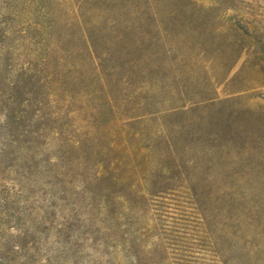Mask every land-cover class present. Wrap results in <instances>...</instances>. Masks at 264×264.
<instances>
[{"label":"trees","instance_id":"trees-1","mask_svg":"<svg viewBox=\"0 0 264 264\" xmlns=\"http://www.w3.org/2000/svg\"><path fill=\"white\" fill-rule=\"evenodd\" d=\"M28 1L0 11V264H38L28 245L39 243L37 225L53 228L57 214H24L20 204L35 187L58 189L64 205L54 230L65 240L62 210L78 183L95 186L91 197H100L99 213L111 220L117 206L130 209L173 189L171 175L188 178L198 169L226 188L236 115L254 134L264 111L243 104L245 96L235 95L241 89L219 96L216 85L234 80L227 73L212 81L197 72L202 90L188 99L186 84L196 79L191 66L176 67L187 58L171 61L165 52V8L156 0ZM244 48L236 44L235 58ZM163 101L167 115L190 114L184 146L195 148L196 167L184 157L176 165L163 138L153 149L138 145L146 136L134 124L160 119L155 106Z\"/></svg>","mask_w":264,"mask_h":264},{"label":"rangeland","instance_id":"rangeland-1","mask_svg":"<svg viewBox=\"0 0 264 264\" xmlns=\"http://www.w3.org/2000/svg\"><path fill=\"white\" fill-rule=\"evenodd\" d=\"M9 1L0 0V11ZM156 1L165 8V52L171 61L187 58L189 64L176 67L191 66L196 79L186 84L193 91L188 99L196 101L195 93L202 90L197 72H207L212 81L227 73L234 80L228 86L216 85L219 96L227 88L241 89L235 95L245 96L243 104L264 111V0ZM236 44L245 46L239 58L234 56ZM155 107L154 117L160 119L149 121L153 117L148 116L141 126H133L146 136L138 145L153 149L163 138L165 150L174 151L176 165L184 157L196 167L195 148L184 146L189 130L183 122L190 114L167 115L169 102ZM236 116L225 189L211 178L204 180L198 169L188 178L171 175L173 189L147 196L145 204L130 209L117 206L120 214L111 220L99 213L100 197H91L95 186L78 183L69 204L62 207L68 213L66 240L54 230L62 222L64 205L55 198L58 189L47 186L37 192L35 187L26 193L20 204L25 215H45L47 209L57 214L53 228L37 225L39 243L28 245L39 252L36 263L47 264L46 258L51 264H264V121L252 134V126L240 122L243 115ZM51 202L57 207H47Z\"/></svg>","mask_w":264,"mask_h":264}]
</instances>
